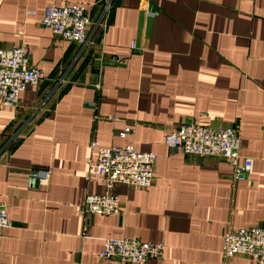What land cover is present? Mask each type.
I'll use <instances>...</instances> for the list:
<instances>
[{
	"label": "crops",
	"instance_id": "0c3cea01",
	"mask_svg": "<svg viewBox=\"0 0 264 264\" xmlns=\"http://www.w3.org/2000/svg\"><path fill=\"white\" fill-rule=\"evenodd\" d=\"M73 2L88 7L83 45L42 23L47 6ZM106 6L0 0V48H28L46 76L15 107L0 104V201L12 221L0 229V264H129L99 258L110 237L165 243L146 264H219L227 230L264 227V0ZM192 121L240 125L250 178L235 180L224 157L169 149L167 133ZM93 140L133 144L156 162L151 187L115 185L119 214L85 221L86 195L106 191L102 178H87ZM44 168L49 180L29 187L31 171ZM228 264L258 262L239 254Z\"/></svg>",
	"mask_w": 264,
	"mask_h": 264
},
{
	"label": "built area",
	"instance_id": "2783aa9c",
	"mask_svg": "<svg viewBox=\"0 0 264 264\" xmlns=\"http://www.w3.org/2000/svg\"><path fill=\"white\" fill-rule=\"evenodd\" d=\"M112 0H107L106 10ZM150 15L155 12L150 10ZM42 23L61 40L80 45L88 41L90 24L88 7L83 2L68 3L63 6L49 5L44 11ZM46 79L44 72L30 63V51L18 46L0 48V104L15 107L19 95L30 85H39ZM117 120L118 117H107ZM134 126H126L119 132L122 138L134 133ZM165 144L171 150L199 156H220L234 167L235 180H247L252 170V158L243 157L241 162V126L212 128L196 121L180 124L165 137ZM87 178L100 177L105 183L104 193L86 195L80 206L85 219L94 215H117L122 211L120 198L114 192L115 185L149 188L154 181L156 154L140 151L133 144L104 146L99 141L90 143ZM49 169H36L28 177L29 187L35 188L49 180ZM87 225H85L86 228ZM12 227L5 204L0 201V229ZM166 245L163 242L143 241L133 238H105L98 252L100 259H122L129 264H146L150 259L163 257ZM247 255L258 264H264V227L250 226L237 230H227L223 237V247L219 264H228L235 255Z\"/></svg>",
	"mask_w": 264,
	"mask_h": 264
}]
</instances>
